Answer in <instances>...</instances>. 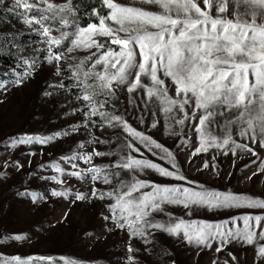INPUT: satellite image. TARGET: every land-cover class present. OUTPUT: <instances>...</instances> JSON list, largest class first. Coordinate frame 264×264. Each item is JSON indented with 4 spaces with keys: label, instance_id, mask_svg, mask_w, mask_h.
Here are the masks:
<instances>
[{
    "label": "snow or ice",
    "instance_id": "snow-or-ice-1",
    "mask_svg": "<svg viewBox=\"0 0 264 264\" xmlns=\"http://www.w3.org/2000/svg\"><path fill=\"white\" fill-rule=\"evenodd\" d=\"M99 9L89 12L90 22L82 26L74 0H0V22L8 23L11 16L44 45L30 58L18 57L26 67L10 81L0 80V89L22 86L43 60L54 66L57 78L65 76L69 80L70 86L60 80L54 87L79 91V105L73 112L82 116L84 129L106 125L121 133L116 152L94 147L91 152L60 158L71 165L68 176L91 184L89 192L53 189L51 196H72V203L107 200L109 215L103 219L110 220L113 228L125 230L130 240L140 238L149 244L148 237L160 231L202 250L215 244L216 253L236 242L254 247L256 259L264 264V198L210 189L190 179L182 171L179 152L117 114L115 103L118 93L126 92L134 107L137 97L145 108L150 106L154 117L151 128L166 125L168 135L179 141L178 146L190 150L188 163L201 154L215 153L211 155L213 163L205 159L202 169L219 175L217 156H251L255 157L251 165L259 161L252 175L264 173V0H99ZM20 34L8 32L3 36ZM43 95L51 93L45 91ZM109 107L114 111L109 112ZM158 115L161 119L156 118ZM94 117L100 118L99 124ZM140 122H144L142 118ZM80 128L75 124L70 131L78 132ZM69 134L65 130L46 136L20 135L11 138L10 146H44ZM89 142L107 143L97 137ZM145 151L167 166L149 159ZM101 157L114 159L104 165L94 163V158ZM75 161H83L88 167L79 168ZM49 167L58 174L66 171L55 161ZM144 173L169 178L172 183L145 179ZM45 179L57 184L66 182L57 175ZM97 182L107 188L97 187ZM19 195H30L34 203L39 199L36 192ZM169 205L182 207L187 217L199 208L212 212L233 210L236 214L219 221L186 219L175 216L168 210ZM11 239L23 241L25 237L16 235ZM127 251L139 250L129 242ZM228 257L238 264L231 252ZM60 259L63 264H77L75 260ZM127 260L136 264L133 255ZM37 262L57 264L52 256L0 255V264ZM224 264H229L227 259Z\"/></svg>",
    "mask_w": 264,
    "mask_h": 264
},
{
    "label": "rangeland",
    "instance_id": "rangeland-1",
    "mask_svg": "<svg viewBox=\"0 0 264 264\" xmlns=\"http://www.w3.org/2000/svg\"><path fill=\"white\" fill-rule=\"evenodd\" d=\"M8 20V23L0 22V50L5 53L13 52L18 57L30 58L35 49L44 47L40 43V38L35 33L29 32L20 21L11 16ZM8 32L22 34L14 37L3 36ZM21 48L23 51H20ZM35 54L41 57L44 55V53ZM24 67L26 66L18 59L13 65L6 64L0 59V80H12L16 72H23ZM64 67L66 68L67 65ZM60 80H63L66 86H70L67 77L57 78L54 75V66H49L41 60V65L34 76L27 79L22 86L6 85L7 91L0 89V101H2L0 102V255L52 256L57 264H63L61 257L75 260L77 264H129L127 260L129 255L135 256L136 264H173V262L174 264H213L214 261L216 264H224L226 259L229 264H234L228 257V252H231L236 256L238 264H260L255 257L254 247L236 242L230 244L225 251L216 253L215 244L211 249L202 250L200 246L187 244L182 239L160 231H154L148 237L151 241L149 244H145L140 238L130 240L125 230L115 229L110 220L103 219L105 215H109L106 209L107 200L95 199L72 203L74 199L72 196L67 199L51 196L53 189L69 188L73 192H89L91 187L90 183L68 176L67 172L72 170L71 165L62 161L61 157L76 152H91L94 147L103 152H116L119 148L117 136H121L119 129L109 128L106 125L84 129L82 116L73 112V109L79 105L76 96L80 93L75 88L65 90L54 87L53 85L58 84ZM45 91L50 92L51 95L44 96ZM118 97L119 99L115 101L117 114H123L125 119L138 130L151 135L174 152H179L178 160L182 165V171L190 179L210 189L231 190L235 193L264 198V173L252 175L257 172L259 165V161L256 165L250 164L255 157L219 155L215 161L219 175L214 174L210 169L203 170L204 160L213 163L211 155L215 153L201 154L199 157H193L192 163H188L190 150L178 146L179 141L168 135L166 125L151 128L154 117L150 106L145 108L137 97L134 107L129 104V96L126 92H119ZM108 111L114 110L109 107ZM141 118L143 123L140 122ZM156 118L161 119V116L158 115ZM93 119L99 124V117ZM75 124L81 125L80 131L71 132V127ZM65 130H69L68 136L58 137L48 145H17L16 148L10 146L11 138L20 135L46 136ZM176 130L179 131V126H176ZM92 137L107 143H90ZM240 142L245 141L241 139ZM81 144L85 147L81 148ZM29 153L35 154L29 155ZM144 155L167 166L166 162L159 161L158 157H152L146 151ZM261 156L264 157V153H261ZM113 159V157L94 158V163L104 165ZM54 161L65 168L64 174H58L54 168L49 167ZM5 163L8 166L5 167ZM75 163L79 168L88 167L83 161H75ZM245 165L249 167L245 168ZM53 175L66 182L57 184L54 180L45 179ZM142 175L143 178L158 183H172L169 178H161L153 173ZM96 186L107 188L99 182ZM21 192H36L39 199L34 203L30 195H19ZM167 208L177 217L207 221H219L236 214L233 210L212 212L199 208L191 217H187L182 207L169 205ZM157 219H166V217L157 216ZM238 223L240 227L243 226L242 221ZM16 235H22L25 239L23 241L11 239ZM129 242L139 251L129 253L127 251Z\"/></svg>",
    "mask_w": 264,
    "mask_h": 264
},
{
    "label": "trees",
    "instance_id": "trees-1",
    "mask_svg": "<svg viewBox=\"0 0 264 264\" xmlns=\"http://www.w3.org/2000/svg\"><path fill=\"white\" fill-rule=\"evenodd\" d=\"M74 6L78 7V11H76L75 14L79 17V22L81 23L82 26L90 22V17L88 15L89 12H91L94 8L97 9L98 11L100 10L99 0H74ZM102 14H106V12H103ZM92 22H98V21H92ZM0 59L6 64L13 65L14 62L18 59V56L17 54L10 51L6 53L2 51V54H0Z\"/></svg>",
    "mask_w": 264,
    "mask_h": 264
}]
</instances>
